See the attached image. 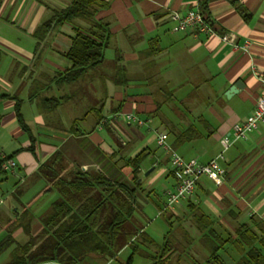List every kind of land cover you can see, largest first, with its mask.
<instances>
[{
  "label": "crops",
  "instance_id": "1",
  "mask_svg": "<svg viewBox=\"0 0 264 264\" xmlns=\"http://www.w3.org/2000/svg\"><path fill=\"white\" fill-rule=\"evenodd\" d=\"M70 1L0 0V159L13 155L16 163L12 171L0 169V243L9 234L16 242L25 243L42 232L41 218L57 193L39 196L46 182L37 170L55 151L64 153L71 168L77 164L94 171L99 165L91 146L107 155L120 150L118 156L126 158L147 149L149 155L141 164L138 179V200L154 202L151 195L156 180L164 177V196L175 184L168 154L158 146V135L167 133L172 143L173 129L183 131L191 126L196 136L180 144L177 151L186 159L202 162L223 152L224 174L219 181L201 176L187 199L172 206H167L166 200L157 205L166 218L184 220L182 224L193 238L185 252L188 263L207 256L199 244L201 232L194 212L206 214L222 236L236 237L241 225L254 226V221L264 225V121L227 149L223 144L233 126L252 114L257 99L264 95V0H238L245 12L229 0H111L96 18L109 25L111 38L106 49H114L113 60L123 51L120 55L127 82L121 87L113 76L92 81L90 91L99 113L94 110L85 116L80 112L83 96L80 98L79 86L62 85L57 78L71 65L65 53L74 27L86 30L89 24L76 19L53 25L42 40L36 37L38 27L50 18H46L48 14ZM191 9L210 19L215 32H174L170 13ZM224 33L235 34L237 44L224 42ZM237 80H241V88L227 97L226 91ZM35 86L42 90L32 97ZM42 97L63 102L48 112L40 106ZM18 100L34 141L18 120ZM121 112L135 113L147 124L155 121L157 132L151 134L146 123L125 121L118 116ZM99 114L107 120L101 127ZM124 173L127 180L132 178L130 167L126 166ZM24 213L26 219L32 215L27 231L26 219L19 221ZM262 230L259 233L264 235ZM15 245L0 252V264L10 261ZM239 256L234 246L223 253L226 264H236Z\"/></svg>",
  "mask_w": 264,
  "mask_h": 264
},
{
  "label": "trees",
  "instance_id": "2",
  "mask_svg": "<svg viewBox=\"0 0 264 264\" xmlns=\"http://www.w3.org/2000/svg\"><path fill=\"white\" fill-rule=\"evenodd\" d=\"M229 1L241 12H245L238 0ZM110 2L111 0H71L64 8L53 10L50 18L36 30V37L42 40L53 25L72 23L76 19L89 24L86 30L74 27L70 49L65 53L71 65L58 75V83L73 86L99 75L98 69L105 60V49L109 45L111 33L109 25L97 20L96 16L100 10L108 8ZM205 4L203 11L207 15ZM115 63L116 74L112 80L118 85L126 84V67L120 53H117ZM41 90L42 88L35 86L31 96L37 97ZM78 92L84 97L89 95L85 86L78 87ZM40 101L41 108L48 112L55 111L63 102L57 97H42ZM94 110L99 113L94 105L85 114ZM16 112L22 128L34 141L30 128L21 116L20 100L16 103ZM97 119L99 124L105 117L99 114ZM195 132L193 126L183 131L173 129L174 140L170 142L172 147L177 150L180 144L194 139ZM119 145L123 148L122 143ZM84 146L86 149L89 147L86 143ZM91 148L92 151H89L99 165L94 171H85L77 164L71 168L61 151H55L41 163L37 175L45 180L46 185L39 196L57 193V199L42 216L43 230L39 235L31 237L25 243L16 242L12 234L1 241L0 252L16 244L7 264H40L47 261L102 264L116 259L127 246L131 253L123 264H133L136 256L150 260V264H226L223 253L228 246H234L240 255L236 264H264V235L259 233L263 231L264 225L256 221L253 222L254 226L241 225L236 237L222 236L213 228L212 221L206 214L194 212L193 218L201 232L199 244L207 254L202 261L193 259L188 263L185 252L193 238L183 227L184 220L181 218L173 220L178 222L179 230L170 229L165 234L163 243H158L135 216L140 208L138 191L141 184L138 179L141 164L149 151L143 149L135 156L126 158L118 156L120 150L107 155L94 146ZM32 150L34 151L33 148ZM11 158L13 159V155H5L0 159L1 170L2 162ZM126 166L132 169L130 180H127L124 173ZM26 213L20 217V222L22 217L27 218ZM31 216L26 219V231ZM167 220L172 224L170 216ZM19 225L22 226L20 223ZM175 256L176 261H173Z\"/></svg>",
  "mask_w": 264,
  "mask_h": 264
},
{
  "label": "built area",
  "instance_id": "3",
  "mask_svg": "<svg viewBox=\"0 0 264 264\" xmlns=\"http://www.w3.org/2000/svg\"><path fill=\"white\" fill-rule=\"evenodd\" d=\"M173 20L172 30L174 32L197 31L205 34L215 32L213 25L200 10L191 9L187 12L173 11L170 13ZM224 42L237 44V36L235 34L224 33L221 35ZM118 116L125 121L144 124L145 120L135 113H118ZM105 119L101 120L99 126L105 123ZM264 121V95L260 96L255 104V109L243 122L236 123L233 126L232 132L223 141L224 149H227L232 143L243 139L249 133L258 129L261 122ZM158 146L168 154L170 171L175 179V184L172 188L165 191L167 206H172L190 197L196 188L197 182L201 176L219 181L224 168L221 161L224 159V154L219 153L216 157L208 162H202L197 158L186 159L176 149L172 147L168 141V134L163 132L158 135ZM4 157V156H3ZM16 163L14 159H5L1 168L5 171H12Z\"/></svg>",
  "mask_w": 264,
  "mask_h": 264
},
{
  "label": "rangeland",
  "instance_id": "4",
  "mask_svg": "<svg viewBox=\"0 0 264 264\" xmlns=\"http://www.w3.org/2000/svg\"><path fill=\"white\" fill-rule=\"evenodd\" d=\"M61 7L58 8H63L64 6H66V4H61ZM49 16H51V12L48 14V16L46 18H48ZM73 34H74V30H73ZM114 49H105V60L103 62V64L99 67L98 71H99V75H97L94 79L92 80H86V81H80L79 83L71 86V87H75V86H85L87 88V91L91 97H89V95H87L86 100H84V96L81 93L80 98H82L83 96V102L81 104L80 107V112L81 114H85V112L88 110V108L95 103L96 101H94V97H92V93L90 91V84L92 81H94L95 79H101L102 81H104L105 77H110V76H114L116 74V68H115V61L113 60V53ZM123 52V51H121ZM120 52V53H121ZM121 87L124 86L125 84H119ZM213 98V97H212ZM99 104V103H98ZM163 111H167V108L162 109ZM146 125L145 127H150V133L154 134L155 132H157L156 127H158L159 125L156 124V122H150L147 124V121H145ZM160 134V133H159ZM11 178V176H9ZM164 177L159 178L158 180L155 181V183L153 184L154 187V193H152V200L154 202H144L142 199L143 198H139L140 200H138V203L140 204V208L136 211L135 216L137 217L139 223L141 226L144 227V229L150 234L152 235L155 240L162 244L163 240H164V235L167 231H169L170 229L179 230V225L178 222L175 220H171L172 224L169 223V221L167 220L165 214H160L159 213V208L157 205H162L163 202H165L166 198L164 196ZM183 227L187 228V226L185 224H182ZM172 226V227H171ZM188 229V228H187ZM131 253V249L127 248L126 252L117 257L116 260L113 261L112 264H123L127 261L129 255ZM173 261H176V256L173 258ZM150 260L142 258L140 256H136L134 263L133 264H150Z\"/></svg>",
  "mask_w": 264,
  "mask_h": 264
},
{
  "label": "water",
  "instance_id": "5",
  "mask_svg": "<svg viewBox=\"0 0 264 264\" xmlns=\"http://www.w3.org/2000/svg\"><path fill=\"white\" fill-rule=\"evenodd\" d=\"M241 80H237L233 85H231L228 90L226 91L225 95L229 97L230 95L237 93L238 90L241 88Z\"/></svg>",
  "mask_w": 264,
  "mask_h": 264
}]
</instances>
